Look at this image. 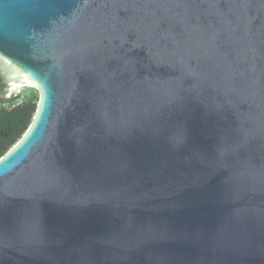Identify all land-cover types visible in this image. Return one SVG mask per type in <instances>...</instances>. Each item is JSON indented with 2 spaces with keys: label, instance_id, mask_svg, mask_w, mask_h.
<instances>
[{
  "label": "water",
  "instance_id": "95a60500",
  "mask_svg": "<svg viewBox=\"0 0 264 264\" xmlns=\"http://www.w3.org/2000/svg\"><path fill=\"white\" fill-rule=\"evenodd\" d=\"M0 264H264V0H0Z\"/></svg>",
  "mask_w": 264,
  "mask_h": 264
},
{
  "label": "trees",
  "instance_id": "16d2710c",
  "mask_svg": "<svg viewBox=\"0 0 264 264\" xmlns=\"http://www.w3.org/2000/svg\"><path fill=\"white\" fill-rule=\"evenodd\" d=\"M40 98L38 92L25 101L0 100V160L21 140L32 124Z\"/></svg>",
  "mask_w": 264,
  "mask_h": 264
},
{
  "label": "rangeland",
  "instance_id": "374dc122",
  "mask_svg": "<svg viewBox=\"0 0 264 264\" xmlns=\"http://www.w3.org/2000/svg\"><path fill=\"white\" fill-rule=\"evenodd\" d=\"M17 91V90H16ZM36 93L35 90L29 89V88H20L18 91L15 93L14 97L20 98V106H22L21 101L27 100L29 97L32 96V94ZM12 101H6V103H10Z\"/></svg>",
  "mask_w": 264,
  "mask_h": 264
},
{
  "label": "bare ground",
  "instance_id": "6f19581e",
  "mask_svg": "<svg viewBox=\"0 0 264 264\" xmlns=\"http://www.w3.org/2000/svg\"><path fill=\"white\" fill-rule=\"evenodd\" d=\"M16 90L18 91V89H16ZM17 91H16V92H17Z\"/></svg>",
  "mask_w": 264,
  "mask_h": 264
},
{
  "label": "flooded vegetation",
  "instance_id": "af4514ba",
  "mask_svg": "<svg viewBox=\"0 0 264 264\" xmlns=\"http://www.w3.org/2000/svg\"><path fill=\"white\" fill-rule=\"evenodd\" d=\"M13 98H15V97H13ZM1 100V99H0ZM3 101V100H2Z\"/></svg>",
  "mask_w": 264,
  "mask_h": 264
}]
</instances>
